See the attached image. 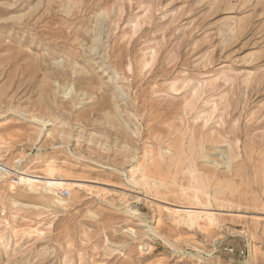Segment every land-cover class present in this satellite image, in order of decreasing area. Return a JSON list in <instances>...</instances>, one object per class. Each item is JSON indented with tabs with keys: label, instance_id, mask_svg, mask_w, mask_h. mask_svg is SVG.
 I'll use <instances>...</instances> for the list:
<instances>
[{
	"label": "rangeland",
	"instance_id": "374dc122",
	"mask_svg": "<svg viewBox=\"0 0 264 264\" xmlns=\"http://www.w3.org/2000/svg\"><path fill=\"white\" fill-rule=\"evenodd\" d=\"M0 115L76 187L0 184V264H264V0H0Z\"/></svg>",
	"mask_w": 264,
	"mask_h": 264
},
{
	"label": "bare ground",
	"instance_id": "6f19581e",
	"mask_svg": "<svg viewBox=\"0 0 264 264\" xmlns=\"http://www.w3.org/2000/svg\"><path fill=\"white\" fill-rule=\"evenodd\" d=\"M0 120L4 119L5 116L0 115ZM35 122L38 120L33 118ZM43 123L44 126L49 127L50 125L47 124L44 121H39ZM43 131V130H42ZM42 133V132H41ZM39 159V155L35 157V159ZM21 162V161H20ZM19 162V163H20ZM49 165L45 167L44 175H35L31 173H19L17 170L22 168V166H17V167H12L10 164H5L4 168L5 171L7 172L4 175L0 176V184H4L8 186L9 191H16L17 186L19 185H29L30 190L32 191L33 194L36 195V197L39 200H43L46 202H50L54 204L58 209L61 208H67L66 201H64L62 198L59 199L58 197L56 198L57 192L60 189L68 190V191H74L76 189L75 185L73 184V179L70 178L71 176L63 171H61V168H59L55 162L49 161ZM3 168V169H4ZM67 171V170H66ZM140 172V167L139 165L134 166L132 169V175L134 174H139ZM19 175V176H24V178H17L16 182L15 181H10L11 178H8V176H13V175ZM146 172H144V175ZM143 177V174L141 175ZM141 179V178H140ZM149 183V177L145 176V182L144 183ZM146 183V184H147ZM166 183L161 182L159 183V189L161 187L165 186Z\"/></svg>",
	"mask_w": 264,
	"mask_h": 264
},
{
	"label": "built area",
	"instance_id": "2783aa9c",
	"mask_svg": "<svg viewBox=\"0 0 264 264\" xmlns=\"http://www.w3.org/2000/svg\"><path fill=\"white\" fill-rule=\"evenodd\" d=\"M4 165H5V163H4L3 160L0 158V176H1V175H4V174L7 173V172L5 171ZM3 168H4V169H3ZM58 195H59L60 197H65V196L69 195V193L63 191L62 189H60V191H58Z\"/></svg>",
	"mask_w": 264,
	"mask_h": 264
}]
</instances>
